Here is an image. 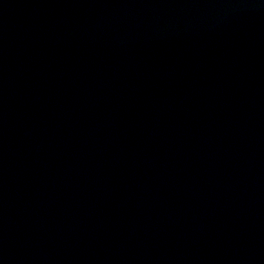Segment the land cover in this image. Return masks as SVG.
I'll return each instance as SVG.
<instances>
[{
	"label": "water",
	"instance_id": "obj_1",
	"mask_svg": "<svg viewBox=\"0 0 264 264\" xmlns=\"http://www.w3.org/2000/svg\"><path fill=\"white\" fill-rule=\"evenodd\" d=\"M0 264H264V0H0Z\"/></svg>",
	"mask_w": 264,
	"mask_h": 264
}]
</instances>
